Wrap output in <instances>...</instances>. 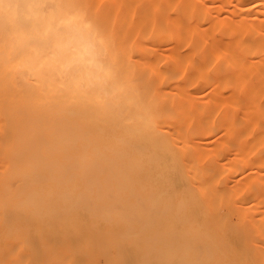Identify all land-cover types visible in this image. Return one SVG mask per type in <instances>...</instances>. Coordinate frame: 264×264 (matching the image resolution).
<instances>
[{
	"label": "bare ground",
	"instance_id": "1",
	"mask_svg": "<svg viewBox=\"0 0 264 264\" xmlns=\"http://www.w3.org/2000/svg\"><path fill=\"white\" fill-rule=\"evenodd\" d=\"M0 264H264V0H0Z\"/></svg>",
	"mask_w": 264,
	"mask_h": 264
},
{
	"label": "clouds",
	"instance_id": "2",
	"mask_svg": "<svg viewBox=\"0 0 264 264\" xmlns=\"http://www.w3.org/2000/svg\"><path fill=\"white\" fill-rule=\"evenodd\" d=\"M23 14L34 21L42 39L51 47L54 59L66 71H78L91 78L101 70L94 38L75 18L55 21L31 7Z\"/></svg>",
	"mask_w": 264,
	"mask_h": 264
}]
</instances>
